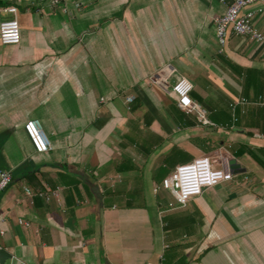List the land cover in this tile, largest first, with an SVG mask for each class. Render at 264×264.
<instances>
[{"label":"crops","instance_id":"obj_1","mask_svg":"<svg viewBox=\"0 0 264 264\" xmlns=\"http://www.w3.org/2000/svg\"><path fill=\"white\" fill-rule=\"evenodd\" d=\"M230 1L65 0L63 13L0 0V21L15 6L20 30L0 43V170L12 176L0 264H264V103L237 105L233 126L230 108L264 98V43L230 34L218 51L213 19ZM254 26L264 35V14ZM176 76L215 126L177 107ZM29 119L48 152L33 151ZM171 148L175 166L206 155L244 171L169 208V192L153 189Z\"/></svg>","mask_w":264,"mask_h":264},{"label":"built area","instance_id":"obj_2","mask_svg":"<svg viewBox=\"0 0 264 264\" xmlns=\"http://www.w3.org/2000/svg\"><path fill=\"white\" fill-rule=\"evenodd\" d=\"M254 3L261 4L257 11L249 8ZM48 5L51 8H60L63 13L70 11L65 4V0H49ZM79 7L80 3L78 2L72 4V8L75 10L79 9ZM1 9L12 14L13 17L0 21V43L7 45L17 44L20 40L19 24L15 16L17 8L15 6H5ZM256 12L264 14V0H231L226 4L224 12L213 19L215 40L219 52L230 34L246 38L257 44L264 43V35L254 26ZM192 87V83L188 79L176 76L170 84L167 93L173 98L179 109L186 114L195 116L198 125L215 126L208 118L207 110L191 98ZM132 99V97H126V102H130ZM263 99L261 96L255 99L241 97L232 102L230 104L232 113L231 126L238 119L235 113L237 105L241 106V112H245L247 105L262 104L264 103ZM100 101H103V98H100ZM23 130L35 153H45L51 149V141L37 119L27 120L23 125ZM232 176L233 174L228 169L217 166L210 157L202 155L176 165L161 179L159 186H156L153 191L155 192L158 187H161L169 192L173 198V201L168 204L169 208H173L176 205L184 206L189 198L199 195L204 188L230 180ZM11 178L9 170H0V193L7 188ZM24 191L27 195L31 194L29 188H24ZM49 193L53 192L38 191L37 195L47 200ZM17 223L25 227L29 226L27 221L21 219H18ZM0 234H4V230L1 228ZM159 264H164L162 255H160Z\"/></svg>","mask_w":264,"mask_h":264},{"label":"trees","instance_id":"obj_3","mask_svg":"<svg viewBox=\"0 0 264 264\" xmlns=\"http://www.w3.org/2000/svg\"><path fill=\"white\" fill-rule=\"evenodd\" d=\"M175 156H177L176 149L171 148V150L168 151L165 158L163 159L162 164H163L164 170L170 171L175 167L174 163L177 161Z\"/></svg>","mask_w":264,"mask_h":264},{"label":"water","instance_id":"obj_4","mask_svg":"<svg viewBox=\"0 0 264 264\" xmlns=\"http://www.w3.org/2000/svg\"><path fill=\"white\" fill-rule=\"evenodd\" d=\"M234 130H235V131H236V130L238 131L237 128H235ZM227 168H228L229 171H230L231 173H233V174H235V173H239V172H241V171H244L243 168L240 169L239 164L236 163V161H235L234 159L229 160V161L227 162Z\"/></svg>","mask_w":264,"mask_h":264},{"label":"rangeland","instance_id":"obj_5","mask_svg":"<svg viewBox=\"0 0 264 264\" xmlns=\"http://www.w3.org/2000/svg\"><path fill=\"white\" fill-rule=\"evenodd\" d=\"M222 161V160H221Z\"/></svg>","mask_w":264,"mask_h":264}]
</instances>
